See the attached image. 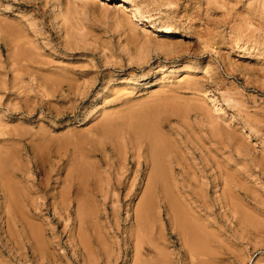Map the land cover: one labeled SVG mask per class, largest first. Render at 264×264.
<instances>
[{"label": "rangeland", "instance_id": "374dc122", "mask_svg": "<svg viewBox=\"0 0 264 264\" xmlns=\"http://www.w3.org/2000/svg\"><path fill=\"white\" fill-rule=\"evenodd\" d=\"M85 262L264 264V0H0V264Z\"/></svg>", "mask_w": 264, "mask_h": 264}, {"label": "bare ground", "instance_id": "6f19581e", "mask_svg": "<svg viewBox=\"0 0 264 264\" xmlns=\"http://www.w3.org/2000/svg\"><path fill=\"white\" fill-rule=\"evenodd\" d=\"M120 2H121V1H120ZM121 3H122V2H121ZM123 4H124V3L119 4L118 6H120V5L122 6ZM126 8H127V7H126ZM114 122H115V121H114ZM138 133H139V132H138ZM138 133H137V135H139ZM140 136H143V135L140 134ZM124 138H125V137H124ZM154 139H156V137H154V138L151 140V141H152L151 143H152V146H153V147H154L155 144H156V143H155L156 140H155V142H154ZM157 146H158V145H157ZM150 152H151V151H150ZM137 155H138V154H137ZM158 155L160 156V154H158ZM155 156H157V154H156V155L153 154V157H155ZM5 157H6V156H5ZM151 157H152V155H151ZM157 158H158V156H157ZM153 160H154V158H153ZM137 161H138V160H137ZM155 161H156V159H155ZM155 161H153V162L156 163ZM151 162H152V161H151ZM151 162H150V163H151ZM157 162H158V161H157ZM138 165H139V164H138ZM138 165H137V166H138ZM134 167H135V166H134ZM153 167H155V164H154ZM119 171H120V170H119ZM119 171H118V172H119ZM154 171H155V170H154ZM121 175H122V174H121ZM119 177H120V176H119ZM68 178H69V177H68ZM72 179H73V178H72ZM72 179H71V180H72ZM77 180H78V179H77ZM120 180H121V179H120ZM31 181H32V180H31ZM147 181H148V180H147ZM149 181H150V180H149ZM69 183H72V182H69ZM81 183H82V182H81ZM116 186H117V185H116ZM7 187H8V186H7ZM148 187H149V186H148ZM8 188H9V187H8ZM150 189H151V188H150ZM8 190H9V189H8ZM8 190H7V191H8ZM69 190H70V189H69ZM77 190H78V189H77ZM5 193H6V191H5ZM9 194H10V192H9ZM10 196H11V195H10ZM175 202H176V201H175ZM140 203H141V202H140ZM13 204H14V203H13ZM143 204H144L143 202H142V204H139V205H138L139 208H140ZM8 205H9V204H8ZM14 205H15V204H14ZM14 205H13V206H14ZM140 205H141V206H140ZM5 206H6V205H5ZM143 206H144V205H143ZM139 208H137V209H139ZM135 209H136V208H135ZM14 210H15V209H14ZM8 211H9V210H8ZM136 211H137V210H135V212H136ZM138 211H139V210H138ZM12 212H13V210H12ZM81 212H82V211H81ZM62 213H63V212H62ZM137 213H138V212H137ZM137 213H136V214H137ZM176 213H177V212H176ZM83 214H84V213H83ZM137 215H138V216H137ZM137 215H135V216H137V218H135V219H136V221H135L136 223L139 222V221H137V219L141 220V218H140V216H139V213H138ZM78 216H79V215H78ZM83 216H84V215H83ZM141 216H142V215H141ZM13 217H14V215H13ZM79 217H81V216H79ZM79 217H78V219H79ZM138 217H139V218H138ZM76 218H77V217H76ZM19 219H21V218L19 217ZM19 219H18V220H19ZM78 219H76L77 222H78V223H79V221L81 222V219H80V220H78ZM179 219H180V222H181V223H180V222H179V223H180V224H183V227H184L183 229L187 230L188 232H192V231L195 229V228H194V225H193L194 223L188 222L186 219L183 220V217H182V218L180 217ZM181 219H182L183 221H181ZM36 220H37V219H36ZM143 220H144V218H143ZM143 220H142V221H143ZM22 221H23V220H22ZM59 221H60V220H59ZM23 222H24V221H23ZM143 222H144V221H143ZM143 222H142L141 224H143ZM182 222H183V223H182ZM21 223H22V222H21ZM25 223H26V222H25ZM82 223H83V221H82ZM22 224H23V223H22ZM79 224H80V223H79ZM30 225H31V224H30ZM110 225H111V224H110ZM136 225H138V224H136ZM136 225H135V226H136ZM139 225H140V224H139ZM22 226L24 227V225H22ZM23 227H22V228H23ZM26 227H27V226H26ZM28 227H29V226H28ZM136 227H137V226H136ZM143 227H144V226H143ZM24 228H25V227H24ZM29 228H31V226H30ZM78 228L81 229L80 226H79ZM78 228H77V229H78ZM11 230H12V229H11ZM35 231H36V230H35ZM78 231H79V230H78ZM80 231H81V230H80ZM80 231H79V232H80ZM85 231H86V230H85ZM136 231H137V229H136ZM136 231H135V233H136ZM28 232H29V231H28ZM36 232H37V231H36ZM76 232H77V231H76ZM77 234H78V233H77ZM190 234H191V236H193L192 233H190ZM33 235H34V234H33ZM75 235H76V234H75ZM82 235H83V234H82ZM72 237H73V236H72ZM79 237H80V236H79ZM86 237H88V235H87ZM86 237H85V238H86ZM76 238H77V236H76ZM135 238L137 239V235H136ZM139 238H140V237H139ZM29 239H32V238H29ZM29 239H28V240H29ZM33 239H34V236H33ZM33 239H32V240H33ZM87 239H88V238H87ZM136 239H135V243H136ZM78 240H79V239H77V243L80 242V241L78 242ZM80 240H81V244H80V245H82L83 247H81V246H79V247L82 249V248H84V246H85V241L83 240L82 236L80 237ZM88 240H89V239H88ZM139 240H140V239H139ZM25 241H26V240H25ZM34 241H35V243H36V240H34ZM140 241H141V240H140ZM14 242H15V241H14ZM31 242H32V241H31ZM38 242H39V241H38ZM29 243H30V242H29ZM73 243H74V242H73ZM139 243H140V242H139ZM139 243H138V244H139ZM39 244H40V243H39ZM138 244H137V245H138ZM36 245H38V244L36 243ZM137 245H136V246H137ZM77 246H78V245H77ZM139 246H140V245H138V247H139ZM34 247H35V246H34ZM40 248H41V247H40ZM74 248H75V247H74ZM38 249H39V248H37V251H38ZM76 249H77V248H76ZM85 249H86V247H85ZM85 249H84L83 251H85ZM135 249H136V248H135ZM137 249H138V248H137ZM20 250H21V249H20ZM31 250H33V249H31ZM41 250H42V249H41ZM41 250H39V251H41ZM86 250H87V249H86ZM89 250H90V249H89ZM87 251H88V250H87ZM91 252H92V251H91ZM39 253L42 254V252H39ZM64 253H65V252H64ZM88 253H89V252H88ZM88 253H86V251H85V252H84V255L86 256V254H88ZM41 254H40V255H41ZM65 254H66V253H65ZM37 256H38V255H37ZM51 256H52V255H51ZM64 256H65V255H64ZM87 256H88V258H90L92 255H91V253H90V256H89V254H88ZM93 256H94V255H93ZM40 257H41V256H40ZM42 257H43V255H42ZM44 257H45V256H44ZM52 257H53V256H52ZM82 257H83V255H82ZM53 258H54V257H53ZM57 258H58V257H57ZM83 258H84V257H83ZM83 258H82V259H83ZM86 258H87V257H86ZM37 259H39V258H37ZM43 259H44V258H43ZM90 259H91V258H90ZM84 260H85V258H84ZM81 261H82V260H81ZM94 261H95V260H94ZM138 261H139V260H138ZM48 262H49V261H48ZM50 262H51V261H50ZM83 262H84V261H83ZM135 262H137V260H135ZM85 263H87V262H85ZM49 264H50V263H49ZM87 264H88V263H87ZM89 264H90V263H89ZM95 264H96V263H95ZM134 264H136V263H134ZM137 264H138V263H137ZM139 264H141V263H139Z\"/></svg>", "mask_w": 264, "mask_h": 264}]
</instances>
